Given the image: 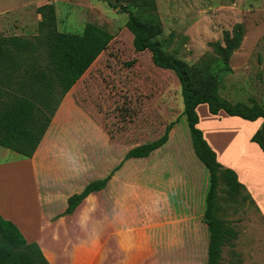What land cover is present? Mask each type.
<instances>
[{
  "label": "rangeland",
  "instance_id": "1",
  "mask_svg": "<svg viewBox=\"0 0 264 264\" xmlns=\"http://www.w3.org/2000/svg\"><path fill=\"white\" fill-rule=\"evenodd\" d=\"M109 1L118 5L125 4L133 11H136L140 2V0H0V35L35 38L39 33V22L42 19L38 7L45 3L55 4L60 31L80 33L88 22L108 29L114 35L110 46L65 96L63 112H70L74 107L77 109L73 102L77 99L79 104L77 102L76 104L95 123L112 133L117 128L125 127L138 143L160 137L166 125L179 117L178 130L172 134L168 148L180 147L187 152L191 151V148L193 150L187 118L183 115L182 87L176 74L172 70L154 66L150 61V52L135 50L133 34L126 26L128 13L120 6L111 7ZM155 1L163 25V32L157 39L167 52L174 53L189 65L203 61L209 63L217 76L220 95L230 102H244L247 105L256 102L264 107V0ZM240 23L244 29L243 40L226 63L220 55V47L226 46L227 36L233 37ZM145 71L149 79L144 78ZM149 80L152 81V90L155 91L130 92L134 86L140 88L148 85ZM151 99L154 101L153 107L139 118L143 110L141 107H145L146 102ZM200 112L202 125L211 128L210 121L216 122L214 116H208L209 111L205 108H201ZM76 114L80 120L68 121L66 126L69 138L77 136L83 138L84 135L85 129L83 131L82 127L85 126V121L80 113ZM82 115L87 117L85 113ZM90 118H86L89 137L79 141L81 148L78 150V146H73L77 147V150L72 149L71 152L68 147L69 163L80 164V158H85L80 155L84 149L88 153L89 167L92 166L93 171L97 168V160L103 158L100 155L103 149L110 150L107 153H111L109 155L111 158L118 156L123 161L128 148L108 145ZM233 124L240 125L237 121ZM238 127L242 131L235 128L239 132V135L236 134L238 137L234 135L224 137L225 144L221 145L222 152L220 150L222 157L225 150L226 154L231 156L240 154L239 149L246 142L248 129L244 125ZM212 137L213 135L210 138L215 142ZM216 141L220 145L218 140ZM53 160H57V156ZM27 161L28 159L22 155L0 146V163L9 164L0 169V211L15 216L18 221L21 220L26 232L33 230V224L37 222L34 221L35 217L42 209L34 173L28 167ZM201 165L206 170L202 163ZM252 168V176L260 179L263 173L258 171V166ZM95 174L90 173V176ZM222 185V197L223 200H227L228 194L224 191V183ZM135 195L132 193L131 199H134ZM245 196L246 193L242 191L238 196L241 202L233 203L225 210L224 217L229 227L237 232V236L226 244L221 264H264V219L256 206ZM224 205L226 207V204ZM21 208L27 209L31 218L23 216ZM69 220L74 221V226L78 220V228L73 227V232L69 234L68 227L67 235L65 227L60 226L58 230L62 233L59 235L63 239H68V246L86 244V248L92 249L94 253L89 264H95L97 236L94 234L96 228H93V225L95 226L96 220H88L90 229L87 234L82 228L81 232V217L79 219L71 217ZM50 242L55 249L61 247V245L57 247L54 240Z\"/></svg>",
  "mask_w": 264,
  "mask_h": 264
},
{
  "label": "crops",
  "instance_id": "2",
  "mask_svg": "<svg viewBox=\"0 0 264 264\" xmlns=\"http://www.w3.org/2000/svg\"><path fill=\"white\" fill-rule=\"evenodd\" d=\"M65 102L63 99L33 157H25L28 159V167L33 170L42 207L35 217L34 221L37 222L33 224V230L26 232L21 220L0 211L2 216L12 220L29 242H37L51 264H78V260L83 257L86 258L83 264H89L90 258L94 257L93 250L86 248V244L68 246V239L59 235L62 233L58 230L60 226L65 227L67 235L69 231V234L73 232V227L78 228V220L74 226V221L69 220L71 217L82 218L80 229L85 234L90 229L88 220H96L93 225L97 236L95 264H206L210 230L205 221V212L210 172L197 156L191 143L192 138L190 143L194 151L192 148L189 152L180 147L168 148L172 134L178 130L179 120L171 129L168 141L149 156L131 157L118 167L122 162L121 157L111 158V153H107L110 150L103 149L100 154L103 158L97 160V168L93 171L92 166L89 167L86 149L80 154L85 157L80 158V164L69 163L68 153L72 149L77 150L73 146H78L79 150V141L89 137L86 118L90 117L75 101L74 105L79 111L73 106L70 112H63ZM201 108L209 111L208 104L201 103L197 106L200 115ZM76 112L85 121L82 127L83 131L85 129L83 138H69L66 132L68 121L80 120ZM207 114L214 116L216 122L210 121L211 128H206L199 115L198 126L216 151L218 161L237 173L238 180L250 195L247 200L256 206L264 219V151L258 143L249 140L261 127L263 118L251 121L229 115L224 110L214 115L210 111ZM90 120L95 123L92 118ZM236 121L240 125L233 124ZM95 125L108 145L127 147L126 153L136 145L157 139H146L138 143L125 127L117 128L112 133L97 122ZM243 125L248 133L246 142L239 149L240 154L231 156L225 150L222 157L220 150L222 152L221 145L225 144L224 137L239 135L235 128L242 132L238 126ZM212 135L216 143L210 138ZM56 156L57 160L54 161ZM256 165L258 171L263 173L260 179L252 176V167ZM7 166L9 164L0 163V169ZM112 172L106 187L90 193L73 213L65 214L70 196L82 192L87 184L103 179ZM90 173L96 174L90 176ZM132 193L136 194L135 200L131 199ZM20 211L23 216L31 218L27 209L21 208ZM50 240L56 241L57 247H61L55 249ZM223 255L224 249L222 258Z\"/></svg>",
  "mask_w": 264,
  "mask_h": 264
},
{
  "label": "trees",
  "instance_id": "3",
  "mask_svg": "<svg viewBox=\"0 0 264 264\" xmlns=\"http://www.w3.org/2000/svg\"><path fill=\"white\" fill-rule=\"evenodd\" d=\"M108 3L113 8L120 6L128 13L126 26L133 34L135 50L150 52L152 64L161 69L172 70L181 84L183 115L187 118L193 147L210 172L205 212V221L210 230L206 264H221L224 247L237 236V232L229 227L224 217L225 210L233 203L241 202L238 196L242 191L246 193L245 198H250V195L238 180L237 173L218 161L216 151L198 126L200 117L197 106L207 103L212 114L224 110L229 115L251 121L263 118L261 127L251 137L263 151L264 107L256 102L252 105L230 102L220 95L217 76L209 63L203 61L189 65L174 53L167 52L157 39L163 32V25L155 0H140L136 11L125 4ZM38 13L42 19L35 38L0 35V146L27 158L35 154L64 97L108 49L114 38L108 29L92 22L86 23L80 33L60 31L54 3L39 6ZM243 36L244 29L240 23L234 36H227L226 46L220 47V55L226 63L241 45ZM148 77L145 71L144 78L149 79ZM149 81L148 85L140 88L134 86L130 92L155 91L152 90V81ZM152 99L146 102L145 107H141L143 110L139 118L153 107ZM178 120L179 117L169 122L164 133L157 139L130 149L118 167L131 157L149 156L152 151L164 145ZM112 174L113 172L103 179L90 182L82 192L70 196L65 214L73 213L90 193L106 187ZM222 183L228 194L227 200L222 197ZM85 259L83 257L77 263L82 264ZM0 264L51 262L37 242H29L12 220L0 214Z\"/></svg>",
  "mask_w": 264,
  "mask_h": 264
}]
</instances>
